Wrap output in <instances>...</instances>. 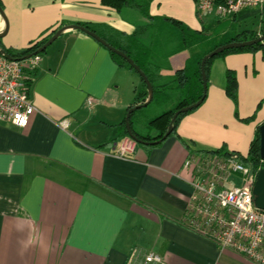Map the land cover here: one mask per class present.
I'll use <instances>...</instances> for the list:
<instances>
[{
	"label": "crops",
	"instance_id": "1",
	"mask_svg": "<svg viewBox=\"0 0 264 264\" xmlns=\"http://www.w3.org/2000/svg\"><path fill=\"white\" fill-rule=\"evenodd\" d=\"M1 2L8 21L1 45L17 52L69 25L133 35L150 23L102 0ZM197 3L154 0L149 12L193 31L218 21L202 17ZM6 27L1 17L0 33ZM141 39L150 42L151 30ZM41 57L29 126L0 121V264H144L150 253L165 264H255L185 226L193 187L184 165L200 152L248 155L264 123V50L214 60L204 102L162 144H137L126 158L118 151L129 137L118 125L141 86L138 73L77 29L63 31ZM187 57L172 56L166 74ZM228 70L237 77V105L225 91Z\"/></svg>",
	"mask_w": 264,
	"mask_h": 264
},
{
	"label": "trees",
	"instance_id": "2",
	"mask_svg": "<svg viewBox=\"0 0 264 264\" xmlns=\"http://www.w3.org/2000/svg\"><path fill=\"white\" fill-rule=\"evenodd\" d=\"M153 1L154 0H102V3L105 6L113 10L118 12H121L124 9L135 10L149 20V26L137 29L136 33L133 35H125L105 26L97 27L81 25L95 32L109 45L129 56L146 74L151 82L154 94L151 102L147 106L150 107L154 104L156 108L162 110V112L148 120V128L145 133H141L134 127L135 116L138 110L134 112L130 118L132 131L138 139L137 144L143 146L147 150H151L165 141L163 140L156 145L150 143L163 138L177 111L197 103L204 96L206 98L207 90H204L202 79V61L206 55L223 45L237 41H250L264 35V8L262 10H245L236 16L218 20L207 25L205 24L201 30L193 31L178 21L152 17L149 9ZM196 1L198 2L199 0ZM0 6L3 8L1 0ZM257 17L261 18V27L259 28V31L258 29L254 30L241 26L246 21L253 20ZM59 29L61 28L56 29L48 37L43 38L19 52L4 48L1 45L0 39V49L5 50L7 55L12 58L24 61L21 59L37 52V50L40 49ZM147 29L151 30L152 40L150 42L141 39V34ZM258 50H264V41L246 48L227 50L219 56L206 61L205 69L207 75L210 66L217 58H222L234 53L253 52ZM182 52L188 54L184 66L175 70L171 75H167L166 72L168 71L169 59ZM40 55H43V53ZM111 55L118 65L127 66L134 70L127 61L117 54L111 52ZM28 74L30 75L28 84L31 86L33 80L36 78L37 70ZM140 81V88H135V101L132 104V107L143 104L149 97L147 85L141 77ZM225 91L227 96L235 105H237L238 82L235 72L230 70L226 72ZM130 108L131 107H129V109ZM191 112L192 111L178 116L174 123V130L170 136L176 133L181 120ZM251 120L252 118L245 121L249 122ZM118 128L123 131L124 136L128 135L125 119L120 125H118ZM229 153L230 152L223 149L214 152H200L201 155L216 154L224 157ZM240 160L249 167L250 172L253 174H258L261 169H264V161L261 159L260 155L259 128L257 129L255 138L251 143L248 155H240ZM177 223L181 222L178 221Z\"/></svg>",
	"mask_w": 264,
	"mask_h": 264
},
{
	"label": "built area",
	"instance_id": "3",
	"mask_svg": "<svg viewBox=\"0 0 264 264\" xmlns=\"http://www.w3.org/2000/svg\"><path fill=\"white\" fill-rule=\"evenodd\" d=\"M264 0H199L202 17L223 20L249 9H261ZM40 54L20 61L0 55V121L19 128L29 126L36 107L30 99L28 73L38 70ZM92 100L88 99V105ZM66 127L68 124H64ZM137 143L127 138L118 154L128 157ZM184 168L192 171L193 193L184 224L192 231L211 239L223 249H231L255 264H264V211L254 204L253 187L257 174L240 160V154L191 156ZM241 178L243 184H232ZM144 264H165L155 253Z\"/></svg>",
	"mask_w": 264,
	"mask_h": 264
},
{
	"label": "water",
	"instance_id": "4",
	"mask_svg": "<svg viewBox=\"0 0 264 264\" xmlns=\"http://www.w3.org/2000/svg\"><path fill=\"white\" fill-rule=\"evenodd\" d=\"M0 14H1V17L4 19V21L6 22V25H7L6 31L4 33H0V38H1L6 34L7 28H8L7 17L5 15L4 9L1 6H0ZM67 29L81 30V31L85 32L86 34H88L89 36L96 39L99 43H101L103 46H105L110 52L117 54L118 56L123 58L125 61H127V63L138 73V75L143 79V81L147 85V88L149 91V97L146 100V102H144L143 104H139V105L131 107L128 110L126 117H125L128 137L137 143L138 139L132 131L130 118L135 111L141 109L142 107H146L151 102V100L153 98V94H154V89H153V86H152L151 82L149 81L148 77L146 76V74L124 52L112 47L104 39H102L99 35H97L95 32L89 30L88 28H86L84 26L69 25V26H66V27L59 29L40 49L37 50V52H35L34 54L27 55L21 60H26V59L30 58L32 55L44 53L47 50V48L49 46H51L53 44V42L60 36V34ZM263 41H264V35L259 36L257 39L250 40V41L232 42V43L223 45V46L217 48L216 50H214L213 52L209 53L208 55H206L202 61V79H203L204 90L206 91L208 89V75H207V72L205 69V65H206L207 60L213 59L214 57L219 56L220 54H222L223 52H225L227 50L246 48V47H250V46H253L255 44L261 43ZM0 55H4L9 59H14V58L10 57L9 55H7L5 50L0 49ZM204 100H205V96L201 100H199L197 103H194L190 106L184 107V108L180 109L179 111H177L175 113V115L173 116V119H172V121L169 125V128H168V131L163 136V138L158 140V141H153L150 143L152 145H156V144L161 143L163 140H166L172 134V132L174 130V123L176 122L178 116L180 114L187 113V112H190V111L197 109L204 102ZM259 133H260V155H261V159L264 161V123L262 125H260ZM253 195L255 197V199H254L255 207L258 208L259 210L264 211V169H261L257 174L256 181H255V184L253 187Z\"/></svg>",
	"mask_w": 264,
	"mask_h": 264
},
{
	"label": "rangeland",
	"instance_id": "5",
	"mask_svg": "<svg viewBox=\"0 0 264 264\" xmlns=\"http://www.w3.org/2000/svg\"><path fill=\"white\" fill-rule=\"evenodd\" d=\"M264 8V7H263ZM261 8L260 10H262ZM260 17H257L255 19L248 20L246 21L245 27L249 29H254L257 30L259 27H261L260 24ZM138 77V76H137ZM136 112V111H135ZM162 110H159L156 108V106L153 104L150 107L146 106L137 111V114L135 116V122H134V127L141 133H145L148 128V120L150 118H153L154 116L160 114ZM232 184L234 185H241L243 184V180L241 178H234Z\"/></svg>",
	"mask_w": 264,
	"mask_h": 264
}]
</instances>
